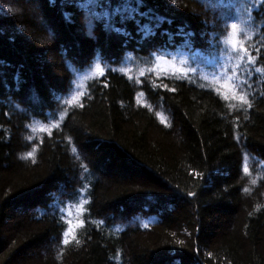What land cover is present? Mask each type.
<instances>
[{
  "label": "trees",
  "instance_id": "1",
  "mask_svg": "<svg viewBox=\"0 0 264 264\" xmlns=\"http://www.w3.org/2000/svg\"><path fill=\"white\" fill-rule=\"evenodd\" d=\"M36 2L0 0V264H264V75L236 77L250 108L213 79L223 39L264 68V3L143 0L144 37L106 20L136 0Z\"/></svg>",
  "mask_w": 264,
  "mask_h": 264
},
{
  "label": "snow or ice",
  "instance_id": "2",
  "mask_svg": "<svg viewBox=\"0 0 264 264\" xmlns=\"http://www.w3.org/2000/svg\"><path fill=\"white\" fill-rule=\"evenodd\" d=\"M176 0H172V3H175ZM143 3V0H136V5L133 6L132 4H127L126 6H117L115 9L111 10L107 15H106V20L109 23V26L111 27L112 31L115 33H118L120 35H128V33L121 27L115 26V24L112 23L113 20L119 18L121 14L127 15L129 13V10L131 11L132 14L139 13L141 16H146L149 20V23L147 24H142L139 26L138 30L143 33L144 37H152L156 35V29L160 27L162 23L165 22V17L163 16H151L149 13L151 10H149V13H143L140 12V5ZM261 3H264V0H261ZM101 4H97V7H101ZM91 7V6H89ZM114 13V15H113ZM71 14H68L66 16L67 18H70ZM167 23L171 24L172 21L169 19L167 20ZM206 23V22H205ZM230 28L232 30L237 29V24L236 23H231ZM164 35H168L170 40L173 36L172 33H167L165 32ZM176 35H180L184 38V44L186 47L191 48V37L194 36V33L191 31H185L184 27H178ZM240 36L243 35L245 39H250L247 35V30L245 28H241L239 32L235 31H230L227 33V36L230 38L232 36ZM220 46L222 48L221 55L225 56L226 59L229 61L235 60V64L233 67L230 69L225 68L223 64H221L217 69L213 70V79H218L225 81L223 84V87L228 88L232 91V99H237L240 101L241 104H247L248 107L250 108L252 105L249 103V101L246 99V94H240L236 95V93H243V90L245 86L247 85V80L246 79H240L239 82H237L236 77L239 76V70L241 67L245 68V71H255L256 73H260L261 75H264V68L261 67H254L256 62H257V57L259 56L260 49L256 48L255 51L257 52V57H253L251 55V52L248 48L244 46V43L241 42L240 40L236 41H230V39H223L220 41ZM151 58L156 62H160L162 60L167 59V52L163 46L158 47L155 49V51L151 52ZM173 60H176V57H172ZM181 63H186V61L181 60ZM111 71H116L117 69L112 68L110 69ZM95 71L98 72L100 75L104 74L105 69L101 68V65L99 62L95 64ZM120 71H124L123 68L120 69ZM195 72L196 69H188L184 70L181 69L179 73L177 72H172L169 70H164V75L165 76H174L176 79H186L188 77L189 72ZM231 73V74H229ZM141 76L144 75V71L141 70L140 73ZM129 79H132L131 76H129ZM137 82H139V79L137 78ZM165 88H168V85H163ZM250 87V85H247ZM170 91H175V89H169ZM217 94H221L219 92V89L216 90ZM82 95V93H81ZM224 99H229L227 95L223 96ZM75 99V97H73ZM68 103H71V101H68ZM159 115V113L157 114ZM58 127V125H57ZM46 129L41 127V131H45ZM49 135L51 133L49 132ZM31 139V137H29ZM73 151L75 152L76 149L73 148ZM29 157L32 156V152L27 153ZM245 172L248 171L247 167L244 169ZM71 224V221H69ZM71 229H69V232H65V239L63 241L64 244L69 243V240L67 237L70 234ZM74 238V237H73Z\"/></svg>",
  "mask_w": 264,
  "mask_h": 264
},
{
  "label": "rangeland",
  "instance_id": "3",
  "mask_svg": "<svg viewBox=\"0 0 264 264\" xmlns=\"http://www.w3.org/2000/svg\"><path fill=\"white\" fill-rule=\"evenodd\" d=\"M36 1H37V0H32V4H31L32 6H31V7H32V8L34 7V9H37L35 6L38 5V3H37ZM35 4H36V5H35ZM38 6H39V5H38ZM51 60H52V57L49 58V61H51Z\"/></svg>",
  "mask_w": 264,
  "mask_h": 264
}]
</instances>
